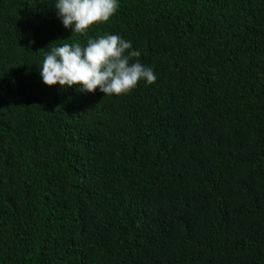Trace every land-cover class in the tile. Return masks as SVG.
<instances>
[{
	"label": "trees",
	"instance_id": "1",
	"mask_svg": "<svg viewBox=\"0 0 264 264\" xmlns=\"http://www.w3.org/2000/svg\"><path fill=\"white\" fill-rule=\"evenodd\" d=\"M53 5L0 0V264H264V0H120L83 34ZM105 33L156 81L42 82Z\"/></svg>",
	"mask_w": 264,
	"mask_h": 264
},
{
	"label": "clouds",
	"instance_id": "2",
	"mask_svg": "<svg viewBox=\"0 0 264 264\" xmlns=\"http://www.w3.org/2000/svg\"><path fill=\"white\" fill-rule=\"evenodd\" d=\"M119 7L120 0H54L53 5L64 28L80 34L94 24L108 22ZM53 43L38 67L47 86L64 89L75 85L80 92L94 93L98 89L105 96H119L141 81L150 85L157 79L154 68L142 64L140 52L119 34L105 33L83 45Z\"/></svg>",
	"mask_w": 264,
	"mask_h": 264
}]
</instances>
